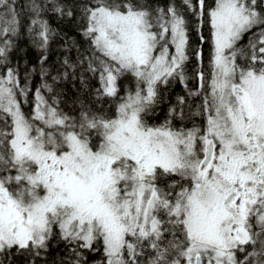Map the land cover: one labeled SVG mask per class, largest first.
I'll return each instance as SVG.
<instances>
[{
  "label": "snow or ice",
  "instance_id": "1",
  "mask_svg": "<svg viewBox=\"0 0 264 264\" xmlns=\"http://www.w3.org/2000/svg\"><path fill=\"white\" fill-rule=\"evenodd\" d=\"M43 9L32 0L28 29L42 50L53 35ZM82 14L95 97L113 107L64 111L41 67L26 113L29 89L8 66L20 13L0 0V256L37 264L56 240L71 249L67 264L101 250L103 264H264V0H86ZM189 17L209 45L195 88ZM62 67L67 77L77 66ZM125 77L134 87L122 89ZM172 80L201 100L191 126L184 96L150 122Z\"/></svg>",
  "mask_w": 264,
  "mask_h": 264
},
{
  "label": "trees",
  "instance_id": "2",
  "mask_svg": "<svg viewBox=\"0 0 264 264\" xmlns=\"http://www.w3.org/2000/svg\"><path fill=\"white\" fill-rule=\"evenodd\" d=\"M37 2L44 6L40 18L48 22L53 33L47 49L42 50L36 47L33 44L34 34H30L28 31L32 18L30 11L32 0H16L21 26L18 35L13 38V45L8 54V66L15 70L21 85H27L29 89L27 96L19 97L23 110L26 113L31 112L35 100V90L41 88L45 82L41 75V67L50 74L47 77V83L55 88L57 93H60V106L64 111L75 114L82 104H88L96 108H112V101L108 98L99 101L96 99L95 89L98 87V80L92 73L87 71V58L92 55V49L89 41L83 35L82 27V5L86 3V0H57L64 7L65 15L63 16L52 10L48 0H37ZM68 11H71L73 15H67ZM189 20L190 59L186 63L185 72L189 78L187 81L188 86L195 87L197 70L203 67L205 73L208 72L209 45L207 43L201 44L196 30L195 18L189 17ZM201 31L205 37L208 36L206 26ZM247 38L249 41L251 33L240 42L241 47L247 45ZM200 49H202V62L198 61L195 55L196 51ZM42 52L48 56V60L43 66L40 64ZM65 59L77 66L74 74H72L73 69H69L70 75L67 77L63 75L64 68L62 67ZM82 60L83 63H81ZM53 76L59 78L53 81ZM130 80V77L121 80L122 89L134 87V82L130 83ZM185 91V86L180 84L178 80H173L170 84L163 86L161 101L157 105L155 113L152 114L150 122H163V119L165 120L168 116L169 109L176 105L177 97L184 96L187 101L184 105L186 116L184 122L189 123L192 120L191 113L196 111V107L200 103L195 99L188 100ZM43 94L45 97L51 95L47 90H43ZM70 251L71 249L66 247L63 242L53 240L49 250L41 255L37 264H67ZM86 255L88 264H103L102 250L95 253L87 252ZM0 261H3V264H31L30 257L15 251L7 259L0 256Z\"/></svg>",
  "mask_w": 264,
  "mask_h": 264
},
{
  "label": "flooded vegetation",
  "instance_id": "3",
  "mask_svg": "<svg viewBox=\"0 0 264 264\" xmlns=\"http://www.w3.org/2000/svg\"><path fill=\"white\" fill-rule=\"evenodd\" d=\"M172 81H173V80H172ZM172 81H171V82H172ZM169 84H170V83H169ZM180 84H181V83H180ZM196 84H197V83H196ZM163 86H165V85H162V86H161V90H162V87H163ZM183 86H184V85H183ZM187 87H188V88H195L196 86H195V87H189L188 84H187ZM185 95L187 96L188 100L195 99V100H197L199 103L201 102V100H200L199 97H192V96H189L187 90L185 91ZM194 119H196L197 122L200 121V118H199V117H195ZM163 121H164V119H163ZM176 122H177L178 124L180 123L179 120H177ZM191 122H192V120H191L189 123H187V124H188L189 126H191Z\"/></svg>",
  "mask_w": 264,
  "mask_h": 264
},
{
  "label": "bare ground",
  "instance_id": "4",
  "mask_svg": "<svg viewBox=\"0 0 264 264\" xmlns=\"http://www.w3.org/2000/svg\"><path fill=\"white\" fill-rule=\"evenodd\" d=\"M178 1V3H180V0H177ZM247 41H248V38H247Z\"/></svg>",
  "mask_w": 264,
  "mask_h": 264
}]
</instances>
